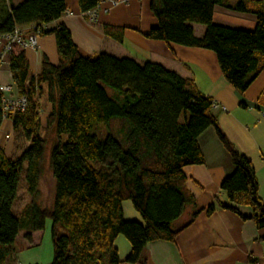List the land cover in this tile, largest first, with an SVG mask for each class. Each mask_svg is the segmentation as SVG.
Returning a JSON list of instances; mask_svg holds the SVG:
<instances>
[{
	"label": "trees",
	"instance_id": "trees-1",
	"mask_svg": "<svg viewBox=\"0 0 264 264\" xmlns=\"http://www.w3.org/2000/svg\"><path fill=\"white\" fill-rule=\"evenodd\" d=\"M102 1L79 0L81 12L89 20L88 13ZM221 2L151 0L158 25L141 33L149 39L214 51L225 79L245 92L264 69V0L227 5L254 12L257 25L253 31L214 23V7ZM66 11V0H21L16 4L0 0V34L19 27L28 28L29 34L54 35L60 57L54 64L43 55L41 70L33 76L25 47L19 42L11 45V72L19 93L28 96V104L25 111L8 117L28 146L16 158H9L0 148V264L8 263L22 230L42 231L48 220L52 222L54 253L48 264H147L150 242H175L200 213L211 215L217 209L231 210L263 228L264 200L255 168L220 128L212 112L213 99L193 79L162 64L139 63L107 52L81 55L67 26L43 28ZM193 23L206 26L203 37L195 36ZM100 27L107 37L120 42L129 28ZM42 83L48 84L53 105L44 132L41 109L34 101ZM3 104L0 90V126L5 117ZM95 124H99L96 132ZM211 126L231 155L234 170L221 184L225 197L215 195L212 204L198 207L187 187L184 168L205 162L199 136ZM52 131L56 134L50 157L54 199L52 206L41 207L43 162L47 135ZM23 172L31 201L18 217L13 205ZM126 200L132 202L144 224L124 218ZM187 205L194 206L192 217L176 227L174 222ZM240 205L251 206L252 215L242 214ZM119 235L131 245L125 259L115 246ZM25 239L32 243V234L26 233ZM259 240L264 241V236Z\"/></svg>",
	"mask_w": 264,
	"mask_h": 264
},
{
	"label": "crops",
	"instance_id": "crops-1",
	"mask_svg": "<svg viewBox=\"0 0 264 264\" xmlns=\"http://www.w3.org/2000/svg\"><path fill=\"white\" fill-rule=\"evenodd\" d=\"M221 1L214 7V23L255 30L257 15L254 12H242L227 6L235 5L240 0ZM150 3L151 0H104L96 10L94 23L81 12L79 0H66L67 11L58 19L44 24L43 28L52 30L62 24L67 26L80 54L85 57L107 52L118 58L135 59L139 63L156 62L182 77L193 79L202 93L220 104L213 107L212 112L239 153L253 163L259 182V195L264 200V69L245 92H239L225 79L214 51L145 37L141 32H148L158 25ZM101 24L129 28L125 29L120 42L107 37ZM191 25L195 36L203 37L206 26L196 23ZM28 30L24 28L23 32L29 34ZM25 53L33 76L41 70L43 55H47L54 64L60 58L55 36L51 34L39 35L35 46H25ZM0 59V85L11 87L5 96L10 98L21 95L11 72L10 52L4 48L3 43H0ZM34 101L41 109L44 132L47 117L53 109L47 83L40 85ZM16 134L19 132L15 130L13 119L4 117L0 126V148L9 158H16L21 153L17 152L15 145ZM199 144L205 162L185 166L184 174L196 205L207 207L213 203L215 195L225 197L221 184L233 172L234 165L213 126L199 136ZM191 209L192 214L193 205ZM239 209L246 216L253 213L249 205H240ZM123 213L126 220L144 224L141 214L131 201L123 202ZM176 221V227L187 222L176 224ZM26 233L32 234V243L25 239ZM263 236L264 227L258 228L253 220H245L231 210L217 209L211 215L202 212L178 234L175 242H150L147 245V264H252L251 260L255 264H264V241L259 240ZM15 242L20 245L13 248L7 264L50 263L53 256L52 222L47 221L42 231L22 230ZM115 246L123 259L131 252V245L123 235L117 237Z\"/></svg>",
	"mask_w": 264,
	"mask_h": 264
},
{
	"label": "rangeland",
	"instance_id": "rangeland-1",
	"mask_svg": "<svg viewBox=\"0 0 264 264\" xmlns=\"http://www.w3.org/2000/svg\"><path fill=\"white\" fill-rule=\"evenodd\" d=\"M11 4L16 3L17 0H8ZM109 92L112 94V90L109 89ZM99 124H95L94 131L98 128ZM96 132V131H95ZM98 133H101V130H97ZM47 144L45 150V158L43 162V177L40 183V198H39V205L42 206H52V202L54 199V192H55V179L52 174V170L50 167V157H51V150L53 145L56 143V134L54 131L47 135ZM15 145H17V152H20L24 147H26L27 142L24 139L22 134L15 135ZM31 201V196L27 192L26 189V181H25V173L21 177L18 196L15 200L13 205V213L20 217L23 213L24 206ZM194 211V210H193ZM192 209L191 205H187L183 215L176 221V224H181L183 222L189 221L192 217ZM51 222V220H48ZM20 245L19 243L15 242L12 247L15 248L16 246ZM54 256V253H53ZM52 256V260H53ZM51 260V261H52Z\"/></svg>",
	"mask_w": 264,
	"mask_h": 264
},
{
	"label": "built area",
	"instance_id": "built-area-1",
	"mask_svg": "<svg viewBox=\"0 0 264 264\" xmlns=\"http://www.w3.org/2000/svg\"><path fill=\"white\" fill-rule=\"evenodd\" d=\"M97 10V9H96ZM96 10H93L88 13L89 21H96ZM39 34H25L23 30L19 27L15 28L14 31L7 34H0V43L4 44V48L10 52L11 45L13 42H19L22 46L27 45H36L37 38ZM0 90L3 94V110L4 116L7 117L9 113H14L17 111H25L28 104V96L27 95H19L16 97L7 98L5 93L11 90L10 86L0 85ZM220 104L216 101H213V107H218ZM264 117V114H263Z\"/></svg>",
	"mask_w": 264,
	"mask_h": 264
}]
</instances>
